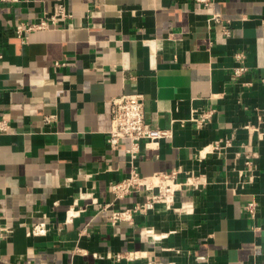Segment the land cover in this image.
I'll use <instances>...</instances> for the list:
<instances>
[{
	"label": "crops",
	"instance_id": "0c3cea01",
	"mask_svg": "<svg viewBox=\"0 0 264 264\" xmlns=\"http://www.w3.org/2000/svg\"><path fill=\"white\" fill-rule=\"evenodd\" d=\"M56 5L66 17L18 38ZM0 53V264H264V0H0ZM132 93L170 135L141 144L140 174L205 184L112 224L146 195L110 191L131 169L129 140L107 143L110 101ZM42 222L49 233L28 237ZM128 252L140 257L117 260Z\"/></svg>",
	"mask_w": 264,
	"mask_h": 264
},
{
	"label": "built area",
	"instance_id": "2783aa9c",
	"mask_svg": "<svg viewBox=\"0 0 264 264\" xmlns=\"http://www.w3.org/2000/svg\"><path fill=\"white\" fill-rule=\"evenodd\" d=\"M197 4L209 7L215 0H194ZM65 8L62 5H56L54 14L47 20H42L38 24H19L16 27V34L22 41L26 40V34L35 30H42L48 28L50 25H56L60 18L66 17ZM208 22L222 23L223 19L221 15L216 13L207 14ZM225 33L229 35V32L225 30ZM0 59L2 54L0 53ZM237 59L243 61L242 54L237 55ZM247 71L245 67L236 68L234 75L239 77ZM111 105V128L107 132V143L112 149H117L121 140L128 139L130 142L129 148L126 150L130 159L131 169L128 176L118 183H113L110 186V191L116 200H122L132 194H146L144 201L137 202L133 207L120 211H115L110 215V222L117 224L119 222L132 223L135 215L146 213L158 204H165L170 207L174 203L175 194L182 188H198L205 184L204 181L195 179H187L184 183H178L175 181V173L171 175H154L152 177H143L135 161L140 153V147L142 143L145 146L156 144L160 140L169 138L168 131L154 128L148 123L144 110V96L140 93L126 94L119 97H115L110 101ZM214 110L209 109L203 112H193L191 121L194 122L197 128L205 127L213 116ZM52 116L46 119V122H51ZM11 129L10 122L5 119L0 120V134L9 132ZM230 146L229 142L217 141L210 148L212 152L220 151L224 147ZM251 162L248 161L247 165ZM257 202L252 201L246 205V212L252 219L257 214ZM78 215V212L71 207L67 211V221H71ZM50 228L44 222L33 224L27 231L28 237L45 236L49 233ZM8 229L0 227V240L5 239ZM140 255L135 252H128L123 255H118L117 260L123 259L132 261L139 258Z\"/></svg>",
	"mask_w": 264,
	"mask_h": 264
}]
</instances>
